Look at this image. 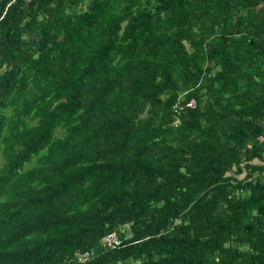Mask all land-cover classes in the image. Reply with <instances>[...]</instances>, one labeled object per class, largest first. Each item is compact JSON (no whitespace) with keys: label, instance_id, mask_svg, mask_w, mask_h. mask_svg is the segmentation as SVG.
Wrapping results in <instances>:
<instances>
[{"label":"trees","instance_id":"1","mask_svg":"<svg viewBox=\"0 0 264 264\" xmlns=\"http://www.w3.org/2000/svg\"><path fill=\"white\" fill-rule=\"evenodd\" d=\"M0 264H264V0H0Z\"/></svg>","mask_w":264,"mask_h":264},{"label":"built area","instance_id":"2","mask_svg":"<svg viewBox=\"0 0 264 264\" xmlns=\"http://www.w3.org/2000/svg\"><path fill=\"white\" fill-rule=\"evenodd\" d=\"M181 107V106H180ZM180 107H178L180 109ZM186 108L189 109H194L196 107V102L194 100H190L189 102H187L185 104ZM183 109V108H181ZM126 239H120L119 236L116 233H112L109 234L108 236H106L100 243V247L102 249H116V248H120L122 246V243L125 241ZM93 256L92 252H85L81 255L78 256V261L85 263L86 261H88L89 259H91Z\"/></svg>","mask_w":264,"mask_h":264}]
</instances>
